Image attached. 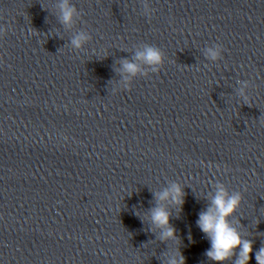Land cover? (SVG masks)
<instances>
[{
    "label": "clouds",
    "instance_id": "obj_1",
    "mask_svg": "<svg viewBox=\"0 0 264 264\" xmlns=\"http://www.w3.org/2000/svg\"><path fill=\"white\" fill-rule=\"evenodd\" d=\"M60 22L62 25L72 27L74 17L78 14L75 5L69 3V0H62L60 4ZM8 32V28L0 27V39ZM32 34H38L32 29ZM91 39L90 35L81 32L76 38L72 39L71 44L75 49L82 48L83 44ZM210 57L215 60L218 58V51L209 49ZM164 54L158 46L147 45L145 51L137 52L136 59L143 61L152 70L158 71V66L163 64ZM123 69L132 76L137 75L141 69L134 62L124 60ZM241 96H245L244 90L241 89ZM184 186L179 182H172L171 186L162 192H156L154 195L158 200V206L150 210V215L146 216L156 229L160 230L161 241H178L176 229L171 225L172 216L171 207L182 209L184 204ZM217 191L215 195L208 197L210 204L206 211L199 214L197 224L201 231L211 241V248L206 252L209 260L216 264H249L251 254L253 253V240L245 238L236 224L233 223L234 217L241 207L244 196L240 191L229 193L221 182L213 183ZM137 211V215H140ZM189 234V240H191ZM257 264H264V245L255 252ZM169 264H185V257L177 248L174 256L170 259Z\"/></svg>",
    "mask_w": 264,
    "mask_h": 264
}]
</instances>
